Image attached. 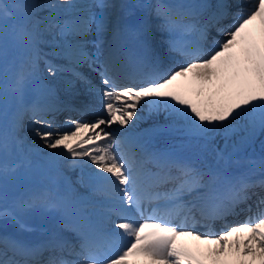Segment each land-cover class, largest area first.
<instances>
[{"label":"snow or ice","instance_id":"6c2138e0","mask_svg":"<svg viewBox=\"0 0 264 264\" xmlns=\"http://www.w3.org/2000/svg\"><path fill=\"white\" fill-rule=\"evenodd\" d=\"M10 52L0 264H264V0H0ZM32 156L47 182L9 194Z\"/></svg>","mask_w":264,"mask_h":264},{"label":"bare ground","instance_id":"6f19581e","mask_svg":"<svg viewBox=\"0 0 264 264\" xmlns=\"http://www.w3.org/2000/svg\"><path fill=\"white\" fill-rule=\"evenodd\" d=\"M11 24H12V21H6L5 27H9ZM157 37H159L158 33H157ZM157 47H158V50L161 52L162 55L165 54V48H163L162 45H157ZM15 55H16L15 53L10 52L9 56L7 58V61L2 66H0V84L5 85L4 90H0V113L3 114V120L5 123H8V121L11 119L12 112L14 110V109H11V105H14L15 99L12 96L11 92L7 90L6 86L8 83H10V81L12 80V78L14 77L15 72H16L17 64L13 63V59H14ZM15 64H16V67H15ZM41 68H43V65H41ZM46 79H47L48 84H50L52 87L56 88L59 91V94L61 96L63 94V90H62V84L60 83L59 78L47 77ZM78 87H80V86L78 85ZM4 91H5V93H3ZM27 91L33 92L31 85L29 86ZM32 95H34V92ZM7 104H11V105H7ZM14 108H15V106H14ZM9 113H11L10 117H9ZM25 123H27V117H25ZM147 126L148 125L146 123H141L139 128L142 129V128H145ZM138 130L139 129H137V131ZM21 135L26 136L29 142H32L34 140L35 144H40V141L38 139L34 138L33 136H31L30 133H27L24 130L21 131ZM221 143H222V141H221ZM254 145L255 146H254L253 150H250L248 152L246 151V154H253V153L259 152L258 149H260L259 148L260 140L258 139ZM185 154H187V153H185ZM31 159H32V167L31 168L22 169L15 176H12L16 182H18L17 180H25L24 185H22V187L26 188V190L24 192L32 189V187H34V188L39 187L40 185L46 183L47 178L50 174L48 167L45 164L43 159L39 158L38 156H32ZM210 159H211L210 157H207L205 162H208V160H210ZM200 163H201V161L197 160V164H200ZM64 171H65L66 175L71 178V181L73 182V186L76 187L79 192L84 193L87 191V189L80 188L79 185H77L75 183L77 176H78V170L69 171L68 169H64ZM233 171H237V170L233 169ZM258 174L259 173H257V175ZM255 191H260V190L256 189ZM250 203H251V201H250ZM35 216H36L35 218H37V220L32 224L35 228H41L44 226H51V223H50L51 219L49 216H42L39 214H35ZM230 217L231 216H229L228 218H230ZM9 230L13 231L14 229H9ZM38 233H40V230H38ZM34 234L35 233L32 232V233H24L23 235H24V238H31V237H33ZM66 235L69 238H72V235L70 233H66ZM40 237L42 238L41 235H40Z\"/></svg>","mask_w":264,"mask_h":264},{"label":"rangeland","instance_id":"374dc122","mask_svg":"<svg viewBox=\"0 0 264 264\" xmlns=\"http://www.w3.org/2000/svg\"><path fill=\"white\" fill-rule=\"evenodd\" d=\"M259 143V142H258ZM260 145H261V142H260ZM254 148V146H252V147H250V148H247V150L248 151H250V150H252ZM259 151H261L262 152V150H260L259 149ZM263 154H264V152H263ZM253 155H255V156H259V155H261V153H254ZM10 178V177H9ZM6 186H7V189H8V191H12V188H14V186H15V182H13L12 180H8L7 179V181H6ZM54 219L56 218V217H53Z\"/></svg>","mask_w":264,"mask_h":264}]
</instances>
